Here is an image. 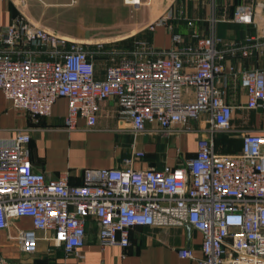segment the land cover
Listing matches in <instances>:
<instances>
[{"label":"built area","instance_id":"1","mask_svg":"<svg viewBox=\"0 0 264 264\" xmlns=\"http://www.w3.org/2000/svg\"><path fill=\"white\" fill-rule=\"evenodd\" d=\"M255 14L239 13L236 21L254 23ZM171 18L168 12L149 29L166 26L171 32ZM261 23L264 38V19ZM171 38L169 50L142 39L126 49L118 42H71L15 20L0 30L5 48L0 50V92L34 121L49 117L56 100L65 98L63 128L75 130L78 119L92 128L99 102L116 99L119 120L135 137L148 126L164 135L176 126L191 131L189 123L202 115L210 125L195 155L175 167L135 169L133 160L144 153L134 152L120 168L82 170L77 186L69 184L67 173L50 179L33 170L28 133L20 131L0 144V230L14 218L30 219L32 230L16 237L22 252L35 253L40 231L51 234L53 247L73 254L85 244L88 221L96 225L101 248L128 247L135 227L188 225L202 236L197 264H264V135L244 134L236 154H218L214 148L216 134L232 132L224 84L237 74L221 64L223 53L236 50L248 58L252 47L262 44H229L195 32L192 45H182L179 34ZM239 80L246 109H264V72L243 71ZM178 256L194 259L190 248L178 250ZM0 264L34 262L0 254Z\"/></svg>","mask_w":264,"mask_h":264},{"label":"crops","instance_id":"2","mask_svg":"<svg viewBox=\"0 0 264 264\" xmlns=\"http://www.w3.org/2000/svg\"><path fill=\"white\" fill-rule=\"evenodd\" d=\"M69 1L62 0V6L67 5L69 8ZM122 4L130 9V13H137L135 23L122 27L123 31L128 30L127 35L117 40L66 39L84 44L117 43L140 35V39L153 48L169 50L173 46L172 33L183 36L182 45H192L195 43L192 38L195 32L200 37L214 36L229 44H262L252 47V54L248 58L242 57L236 50H225L223 53L221 64L225 68L232 67L237 74L228 76L224 84V100L232 107V132L216 134L214 148L218 154H236L240 151L244 134L264 135V109H246V92L239 80V74L243 71L259 69L264 72L261 23L264 19V0H140L138 5H130L128 0L127 3L122 0ZM254 10V23L236 21L239 13L252 18ZM168 12L172 14L167 22L172 28L171 32L166 26L149 29ZM13 21L6 0H0V30ZM4 49L0 44V50ZM96 66L97 78L101 79L103 70L100 62L96 61ZM98 106L94 127L88 128L83 119H78L75 130L67 131L63 128L67 112L65 98L56 100L49 117L34 121L28 114L14 109L0 92V144L9 143L20 131L28 133L29 159L33 170L50 179H57L62 173H67L69 184L77 186L82 183V170L120 168L125 160L132 158L134 152L144 153L142 159L133 160L135 169L175 167L193 157L197 142L208 137L206 130L210 125L206 115L189 123L191 131L176 126L169 135H164L148 126L145 133L135 137L129 127L119 120L116 99L104 100ZM222 136L233 140V151L223 150ZM26 230H32L28 218H14L10 220L8 228L0 230V254L4 258L10 261L31 260L35 264H197L201 258L202 236L188 225L171 228L135 227L129 231L128 247L101 248L97 243L96 225L88 221L84 246L69 255L52 246L49 241L51 234L40 231L35 232V253L22 252L16 237L19 231ZM182 248H190L194 259H181L178 250Z\"/></svg>","mask_w":264,"mask_h":264},{"label":"rangeland","instance_id":"3","mask_svg":"<svg viewBox=\"0 0 264 264\" xmlns=\"http://www.w3.org/2000/svg\"><path fill=\"white\" fill-rule=\"evenodd\" d=\"M6 2L15 21L77 40H117L127 35L122 27L135 23L137 16L122 0H70L69 8L62 0Z\"/></svg>","mask_w":264,"mask_h":264},{"label":"trees","instance_id":"4","mask_svg":"<svg viewBox=\"0 0 264 264\" xmlns=\"http://www.w3.org/2000/svg\"><path fill=\"white\" fill-rule=\"evenodd\" d=\"M141 36L140 35H137V36H134V37H131V38H128L126 40H123L121 42H118L117 43V46H120L122 48H126V49H130L132 47V44L135 40H138L140 39ZM222 142H223V150L224 151H227V150H231L233 151L235 148V145L233 143V140H230L229 138L225 137V136H222L221 139H220ZM237 146V145H236ZM241 149V143H240V148L239 150ZM61 252H63V250L60 248ZM35 264V263H34Z\"/></svg>","mask_w":264,"mask_h":264},{"label":"bare ground","instance_id":"5","mask_svg":"<svg viewBox=\"0 0 264 264\" xmlns=\"http://www.w3.org/2000/svg\"><path fill=\"white\" fill-rule=\"evenodd\" d=\"M126 3H127V0H126ZM128 4L138 5L140 4V0H132V1L128 0Z\"/></svg>","mask_w":264,"mask_h":264}]
</instances>
